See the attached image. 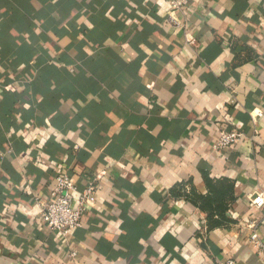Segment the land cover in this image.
Wrapping results in <instances>:
<instances>
[{
	"label": "crops",
	"instance_id": "0c3cea01",
	"mask_svg": "<svg viewBox=\"0 0 264 264\" xmlns=\"http://www.w3.org/2000/svg\"><path fill=\"white\" fill-rule=\"evenodd\" d=\"M59 175L97 181L67 239ZM255 192L264 0H0V264H261Z\"/></svg>",
	"mask_w": 264,
	"mask_h": 264
},
{
	"label": "built area",
	"instance_id": "2783aa9c",
	"mask_svg": "<svg viewBox=\"0 0 264 264\" xmlns=\"http://www.w3.org/2000/svg\"><path fill=\"white\" fill-rule=\"evenodd\" d=\"M190 0H169L172 12H178L188 5ZM172 15V14H171ZM172 19V17H171ZM243 138L239 131L221 130L216 151L223 152L228 147L238 144ZM97 181H91L82 190H78L75 183L66 175H59L52 190L53 199L41 206V218L45 226L53 233H57L63 239H67L71 231L82 227V217L87 207H93L97 203ZM78 200L75 204V195ZM250 203L257 209L264 207V193L255 192L250 196ZM251 243L261 264H264V242L254 232ZM75 256V253L72 254ZM221 264H238L234 259H228Z\"/></svg>",
	"mask_w": 264,
	"mask_h": 264
}]
</instances>
